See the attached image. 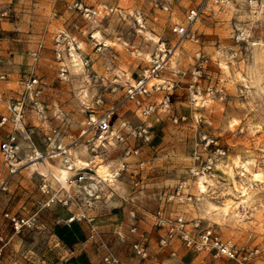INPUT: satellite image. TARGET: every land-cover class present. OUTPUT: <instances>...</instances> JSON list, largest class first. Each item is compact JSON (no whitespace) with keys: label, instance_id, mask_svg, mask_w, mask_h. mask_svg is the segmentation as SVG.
Returning <instances> with one entry per match:
<instances>
[{"label":"rangeland","instance_id":"obj_1","mask_svg":"<svg viewBox=\"0 0 264 264\" xmlns=\"http://www.w3.org/2000/svg\"><path fill=\"white\" fill-rule=\"evenodd\" d=\"M76 1L97 14L87 16L75 9ZM195 8L202 9L200 16L187 36L178 37L173 27L185 24L188 11ZM3 10L9 13L3 21L19 23L27 48L21 51V68L15 74L2 59L0 71L7 77L0 80V95L16 98L25 77L38 78L40 93L26 101L24 125L43 154L55 144H70L87 116L99 115L112 104L119 103L116 126L122 120L137 123L133 104L124 101L125 90L166 54L164 68L150 84L162 83L165 88L175 83L169 90V108L148 119L147 142H129L140 147L129 161H142L144 167L136 175L124 174L139 182L144 175L168 174L170 190L190 182L195 199L186 206L202 211L201 225L235 244L249 264H264V24L250 16L247 0L220 5L207 0H25ZM242 29L246 38L236 43L234 35ZM61 32L65 39L58 44ZM55 49L61 52L60 59ZM33 52L38 53L36 61ZM61 65L67 69L66 78L60 77ZM210 90L212 94H207ZM196 91L201 98L195 103ZM165 94L166 90L152 92L147 101L158 104L154 97ZM8 131L0 127V142ZM204 136L216 139L226 156L211 173L190 180L193 150L202 148ZM27 147L20 139V160L12 174L0 153V226L7 224V229L12 227L5 213L50 222L51 209H67L59 203L46 205L48 197L40 190L42 179L55 187L53 176L66 170L61 160L29 162ZM120 153L121 149L114 150L109 163L91 165V174L96 171L104 178ZM72 156L77 165L90 159L80 146L72 148ZM93 183V191L101 195L91 197V207L85 208L92 216L102 193L112 200L116 191V182L105 184L95 178ZM23 229L30 255L41 256L53 246L45 229L35 225ZM220 258L224 264H238Z\"/></svg>","mask_w":264,"mask_h":264},{"label":"built area","instance_id":"obj_2","mask_svg":"<svg viewBox=\"0 0 264 264\" xmlns=\"http://www.w3.org/2000/svg\"><path fill=\"white\" fill-rule=\"evenodd\" d=\"M215 4H223L226 0H207ZM72 6V5H71ZM73 7L79 11H83L87 16L97 14L96 10H90L84 7L82 3L74 2ZM247 10L250 16L264 24V0H247ZM201 8H195L188 11L186 15V23L173 27V32L180 38L188 35L191 24L200 16ZM8 11H0V19L8 18ZM246 30L237 31L234 35L236 43L245 40ZM194 38V37H192ZM61 39H65L63 32L56 37V42L59 44ZM1 50V40H0ZM70 51V48H69ZM57 59L61 58V52L55 49ZM154 62L153 67L145 70L142 75L130 83L126 90L124 101L131 102L134 106V113L139 119L137 123H130L122 120L116 126L118 104H112L103 110L99 115L90 114L81 124L79 134L68 145L63 143L55 144L49 151L43 154L36 148L32 142L29 133L24 125V111L26 101L33 100L40 93L38 78L30 74L22 81V92L18 97H6L0 95V105L3 106L5 112L0 115V127L9 129L7 136L0 142V153L2 159L7 166L9 173L12 174L16 170V164L20 160V139L27 142L29 153L25 155L29 162L40 161L44 159L59 158L64 165L68 175L65 180L67 188L55 176V187L51 185L48 179H42L40 184L41 192L48 197L46 205L51 203H59L64 207L69 208L74 205L77 208L75 213H72L68 218V222L84 220L91 225L95 222L94 216L88 214L85 208L91 207L90 198H97V191H93L92 185L94 179L105 184H113L125 172H132L135 175L144 167V162L137 161L132 163L129 161L131 157H137L140 152L138 145L131 146L130 141L147 142L151 134V123L148 119L153 116L158 110L167 111L170 103L169 90L175 87V83L171 81L167 87H162V83H151L152 79H156L158 73L164 68V57ZM32 58L34 61L38 59V53L33 52ZM2 56L0 55V63ZM67 69L64 65L60 67V77L66 78ZM7 74L0 71V80L5 81ZM166 90V94L161 98L160 102L154 103L147 101L152 92ZM207 94H212L208 91ZM201 92L196 91L192 101L196 103L201 98ZM174 122L178 121L177 117L173 118ZM204 142L202 148H195L192 154V164L189 167L190 180L201 178L203 175L211 173L217 167V163L226 156V149L221 147L214 138L203 137ZM82 147L90 156L89 161L77 165L73 161L72 148ZM121 149L120 158L115 165L110 166V172L101 178L95 174L92 175L91 165L94 168L96 165L109 163L110 154L114 150ZM201 150V151H200ZM98 160V163L95 161ZM108 165V164H106ZM95 176V177H94ZM189 180V181H190ZM5 182L2 181L1 184ZM97 190V189H96ZM96 194V195H95ZM81 195V196H80ZM95 195V196H94ZM195 197L190 193V182H180L167 196L168 201H174L178 204L193 203ZM8 218L14 233L18 234L23 228L31 229L36 221L35 218L25 219L5 213ZM156 226L162 231L159 237L158 244L160 247L169 246L173 241L179 240L187 248H191L197 252H206L214 258L225 257L235 260L238 264H249L246 254H241L239 249L230 240L223 239L210 226L201 225L200 220H187L183 213L175 216H168L163 211L157 212ZM94 232L95 228L91 227ZM136 231L135 228L132 229ZM6 241L0 235V243ZM147 236L144 233L139 234V240L133 244V250L141 258L148 255L147 251ZM104 264H121L119 259L112 253L108 252L103 258Z\"/></svg>","mask_w":264,"mask_h":264},{"label":"crops","instance_id":"obj_3","mask_svg":"<svg viewBox=\"0 0 264 264\" xmlns=\"http://www.w3.org/2000/svg\"><path fill=\"white\" fill-rule=\"evenodd\" d=\"M22 1L25 0H0V9L19 6ZM18 25V22L0 19V55L10 63L12 74L21 68V51L27 48ZM154 99L157 102L161 100L157 95ZM4 112L0 106V115ZM167 186L168 174L144 175L141 182L136 177L123 174L116 181L112 200L105 199L107 192L102 193L103 200L99 201L94 212L95 222L92 225L84 220L67 221L77 211L74 205L67 209H51L50 222L36 221L35 224V227L48 231L54 243L41 255L43 257L30 255L31 251L23 239L26 229L16 234L11 232V228L7 229V224L0 226V235L6 241L0 245V264H104L103 258L108 252L118 258L121 264H224V258L197 252L185 247L179 240L166 247L159 246L162 231L156 226L157 212L163 211L168 216L183 213L189 221L203 220L199 208L190 209L186 206L188 204L177 205L174 201H168L167 196L173 190ZM91 227L95 228L94 232ZM140 233H144L148 239V255L145 258L139 257L133 250Z\"/></svg>","mask_w":264,"mask_h":264},{"label":"bare ground","instance_id":"obj_4","mask_svg":"<svg viewBox=\"0 0 264 264\" xmlns=\"http://www.w3.org/2000/svg\"><path fill=\"white\" fill-rule=\"evenodd\" d=\"M67 175H68L67 171L61 169V170H59V171L55 174V177H57L60 181H62V182L65 183V180H66V178H67ZM202 177H204V176H202ZM202 177H201V178H202ZM199 185H200L201 188H204V187H205L202 183H200Z\"/></svg>","mask_w":264,"mask_h":264}]
</instances>
